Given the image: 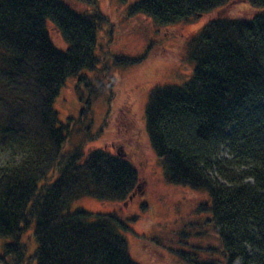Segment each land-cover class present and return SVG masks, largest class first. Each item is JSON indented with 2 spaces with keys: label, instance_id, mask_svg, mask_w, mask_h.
<instances>
[{
  "label": "trees",
  "instance_id": "trees-1",
  "mask_svg": "<svg viewBox=\"0 0 264 264\" xmlns=\"http://www.w3.org/2000/svg\"><path fill=\"white\" fill-rule=\"evenodd\" d=\"M250 20L216 19L190 42L193 75L182 87L152 89L145 108L150 147L170 185L204 192L196 214L211 215L225 264H264V0H247ZM229 0H136L130 16L156 26L188 22ZM51 23L67 43L51 42ZM99 12L80 15L58 0H0V152L20 156L0 166V239H11L3 264L25 261L20 236L34 222L35 264H136L113 215L66 213L82 198L125 202L137 190L134 167L121 153L80 149L61 153L65 141L53 103L67 79L85 84L90 103L104 85L85 80L96 70ZM115 56L117 66L139 62ZM228 158L220 156L221 149ZM57 170V179L46 184ZM211 175L216 177L212 178ZM251 181V182H249ZM179 255L189 264H215Z\"/></svg>",
  "mask_w": 264,
  "mask_h": 264
},
{
  "label": "rangeland",
  "instance_id": "rangeland-1",
  "mask_svg": "<svg viewBox=\"0 0 264 264\" xmlns=\"http://www.w3.org/2000/svg\"><path fill=\"white\" fill-rule=\"evenodd\" d=\"M58 1L76 14L99 12L105 16L106 23L96 35V70L83 71L80 77L98 80L104 85L113 79L112 88H105L86 111V104L78 95L86 99L88 88L80 84L76 92L78 78L65 81L53 103L57 127H62L65 134L61 153L80 149L83 159L95 150L111 155L121 153L139 179L137 190L125 202L82 198L74 201L66 213L113 215L127 227V230L117 227V232L125 240L129 257L136 264H189L180 252L185 257L225 264L211 215L195 213L199 204L208 203L207 194L166 182L161 160L151 149L146 133L145 108L155 87H182L191 79L194 63L188 57L189 44L208 22L216 19L247 21L258 11L247 0H229L223 8L188 22L156 26L147 16L129 15L128 10L136 0ZM47 30L54 47L66 51L68 45L57 29L49 23ZM115 56L142 59L122 67L115 65ZM220 156L228 158L224 148ZM17 158L20 156L2 151L0 166L11 164ZM57 177L58 172L54 170L46 184ZM33 232L34 222L19 239L25 261L30 264H35L32 257L37 247ZM11 243V239H0V257L6 261L9 256L4 254V246Z\"/></svg>",
  "mask_w": 264,
  "mask_h": 264
}]
</instances>
